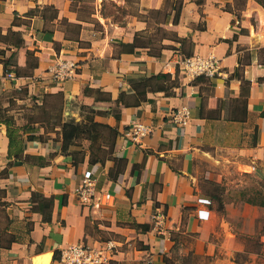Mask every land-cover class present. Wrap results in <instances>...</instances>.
<instances>
[{
	"label": "crops",
	"instance_id": "obj_1",
	"mask_svg": "<svg viewBox=\"0 0 264 264\" xmlns=\"http://www.w3.org/2000/svg\"><path fill=\"white\" fill-rule=\"evenodd\" d=\"M234 1L136 0L122 23H103L80 17L74 0H0V264H34L48 252L50 264H59L69 245L108 241L117 245L114 264H167L183 235L193 236L195 255L215 251L211 199L195 193L197 157L214 149L264 161V7L247 1L249 10L256 7L252 36L253 24L227 7ZM136 37L148 45L129 48ZM195 55L218 58L220 73L185 72L181 61ZM62 59L76 61L78 70L57 81L50 68ZM160 73L169 74L165 89L111 112L122 92L135 99L134 79ZM88 85L111 94L97 102L95 120L118 131L110 154L121 169L108 155L90 162L88 140L63 151L53 124L57 100L46 95L61 94L65 118L80 121L84 104L94 102L84 93ZM26 106L39 114L24 113ZM183 106L191 118L176 124L172 114ZM136 118L152 132L133 142L125 133ZM85 175L113 200L98 208L81 203L75 187Z\"/></svg>",
	"mask_w": 264,
	"mask_h": 264
},
{
	"label": "rangeland",
	"instance_id": "obj_2",
	"mask_svg": "<svg viewBox=\"0 0 264 264\" xmlns=\"http://www.w3.org/2000/svg\"><path fill=\"white\" fill-rule=\"evenodd\" d=\"M247 1L236 0L227 7L233 11L235 19L253 24L252 36H255L252 15L256 7L249 10ZM137 6L136 0H74L73 8L80 17L103 23L107 19L122 23L129 11ZM154 29L156 32L157 28ZM242 32L246 30L242 29ZM155 45L159 46L160 42H155ZM262 54L264 56V50ZM242 55L245 56L246 52ZM23 95L15 94L18 97ZM24 113L39 114V110L26 106ZM204 156L206 159L197 157L195 162L194 187L196 194H207L211 199L214 215L210 242L215 251L210 255H195L192 250L193 236L183 235L180 245L172 250L166 263L220 264L224 261L226 264L231 259L234 264H264V161L247 155L216 152L214 149L208 150ZM232 246L241 249L233 253H219L221 247Z\"/></svg>",
	"mask_w": 264,
	"mask_h": 264
},
{
	"label": "built area",
	"instance_id": "obj_3",
	"mask_svg": "<svg viewBox=\"0 0 264 264\" xmlns=\"http://www.w3.org/2000/svg\"><path fill=\"white\" fill-rule=\"evenodd\" d=\"M185 72L194 77L207 76L215 77L220 73V60L215 56H188L181 61ZM78 63L74 60L62 59L50 68L51 76L57 81H65L73 78L77 74ZM8 77L13 78V73H8ZM172 119L176 124H186L191 118L189 106L178 108L172 114ZM152 132L151 126L140 119L132 120L129 129L125 133V139L138 142L142 137ZM75 193L81 203L92 208L108 204L113 200L110 192L102 191L97 187V180L93 175H85L81 182L75 187ZM156 230L161 229L160 215H156ZM117 245L113 241H108L104 245L89 243H77L69 245L59 251V264H107L114 258Z\"/></svg>",
	"mask_w": 264,
	"mask_h": 264
},
{
	"label": "trees",
	"instance_id": "obj_4",
	"mask_svg": "<svg viewBox=\"0 0 264 264\" xmlns=\"http://www.w3.org/2000/svg\"><path fill=\"white\" fill-rule=\"evenodd\" d=\"M199 3H202L204 0H197ZM258 4L264 7V0H255ZM178 3V2H177ZM177 6V4L175 5ZM181 10V4L177 9L176 17L179 18ZM129 48L133 49L137 46H147L148 42L144 39L137 38L133 44H126ZM169 78V74L160 73L152 76H142L134 79V90H135V99L126 100V92H122L119 98L116 101V107L111 110V112H117L122 106L129 105H140L142 102L146 101L147 93L150 91H156L166 88L165 81ZM84 93L87 96H93L94 102L90 105L83 106L85 111V117L77 121L76 118L71 117L69 119L65 118L64 115V105L65 101L61 94H48L46 98L53 97L56 98V103L52 104V108L57 109L55 113L53 124L59 125L60 130H57L58 137L61 136L63 142V151H70L71 145L81 143L84 140H88L91 143L90 151L91 158L90 162L95 163L101 161L107 155L109 158H114L116 162L119 163L120 169L124 167L125 164H122V160H118L112 153L116 144V138L118 136V131L108 124H104L95 120V106L98 101H111V94L103 91L100 88H92L91 86H86L84 88ZM46 103V102H45ZM45 104H42L41 108L44 115H50L49 110L45 108ZM54 115V114H53ZM262 116H264V110L262 111ZM51 117V116H50ZM46 118V117H45ZM11 136V135H10ZM98 145V146H97ZM107 145L108 149H103L102 146ZM97 146L96 150L94 149ZM111 158V159H112ZM120 170L118 171V173ZM117 173V174H118Z\"/></svg>",
	"mask_w": 264,
	"mask_h": 264
},
{
	"label": "water",
	"instance_id": "obj_5",
	"mask_svg": "<svg viewBox=\"0 0 264 264\" xmlns=\"http://www.w3.org/2000/svg\"><path fill=\"white\" fill-rule=\"evenodd\" d=\"M50 254H51V252H48V253L42 254V255H40V256H37V257L35 258V260H34V264H40V263L44 262V261H45V256H46V255H50ZM52 259H53V256L51 257L50 261H51Z\"/></svg>",
	"mask_w": 264,
	"mask_h": 264
},
{
	"label": "bare ground",
	"instance_id": "obj_6",
	"mask_svg": "<svg viewBox=\"0 0 264 264\" xmlns=\"http://www.w3.org/2000/svg\"><path fill=\"white\" fill-rule=\"evenodd\" d=\"M50 259H51V254H50V255H46V256H45V261L42 262V263H40V264H48L49 261H50Z\"/></svg>",
	"mask_w": 264,
	"mask_h": 264
}]
</instances>
